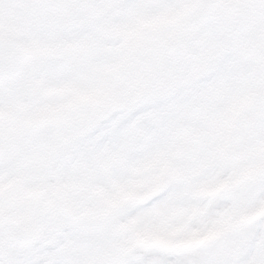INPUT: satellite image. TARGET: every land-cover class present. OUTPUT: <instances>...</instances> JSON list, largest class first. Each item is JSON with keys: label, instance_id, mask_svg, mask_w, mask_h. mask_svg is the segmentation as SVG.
Returning <instances> with one entry per match:
<instances>
[{"label": "rangeland", "instance_id": "rangeland-1", "mask_svg": "<svg viewBox=\"0 0 264 264\" xmlns=\"http://www.w3.org/2000/svg\"><path fill=\"white\" fill-rule=\"evenodd\" d=\"M202 1L85 0L100 6L76 13L65 0H0V35L32 52L0 81V256L70 231L77 264H126L171 250L157 240L222 247L264 217L246 196L264 181V0H217L204 23ZM225 56L229 71L201 86ZM148 105L161 107L129 119Z\"/></svg>", "mask_w": 264, "mask_h": 264}, {"label": "snow or ice", "instance_id": "snow-or-ice-1", "mask_svg": "<svg viewBox=\"0 0 264 264\" xmlns=\"http://www.w3.org/2000/svg\"><path fill=\"white\" fill-rule=\"evenodd\" d=\"M133 3L134 0H126L122 6L131 7ZM60 6L79 13L82 9L96 8L100 5L95 2L85 3V0H65ZM231 61V57H223L217 71L201 81V86H206L224 76L229 71ZM160 107V105L142 107L134 112L129 119H135L143 112ZM157 131V129L151 128L149 135H155ZM164 135L163 132L159 133L161 138ZM114 136L115 134H111L105 139H113ZM226 177L227 172L220 178ZM172 191V188L166 189L134 211L143 212L160 205L169 198ZM246 196L255 204L264 202V181L250 189ZM239 199V193L234 194L231 199H217L209 205L208 216L215 217L216 213L230 208L233 201L238 202ZM65 239H72L70 231H67L65 237L60 238L55 244H49L46 239H42L23 248L7 247L4 254L0 256V264H77L71 247H65ZM126 264H264V217H259L250 222L241 231L231 236L228 243L222 247L214 245L193 251L151 249L129 258Z\"/></svg>", "mask_w": 264, "mask_h": 264}, {"label": "water", "instance_id": "water-1", "mask_svg": "<svg viewBox=\"0 0 264 264\" xmlns=\"http://www.w3.org/2000/svg\"><path fill=\"white\" fill-rule=\"evenodd\" d=\"M12 40L0 38V70L4 77L18 74L22 68V64L19 65L18 62L28 59L27 52L17 47Z\"/></svg>", "mask_w": 264, "mask_h": 264}]
</instances>
